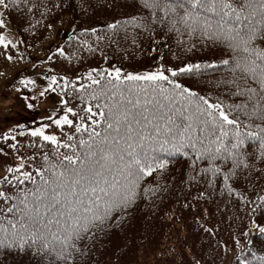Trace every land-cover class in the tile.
I'll list each match as a JSON object with an SVG mask.
<instances>
[{
  "label": "snow or ice",
  "instance_id": "1",
  "mask_svg": "<svg viewBox=\"0 0 264 264\" xmlns=\"http://www.w3.org/2000/svg\"><path fill=\"white\" fill-rule=\"evenodd\" d=\"M133 2L146 14L115 19L106 25L110 32L127 35L131 30L136 43L140 31L154 38L153 26L159 24L174 32L178 43H184L179 38L186 34L189 52L199 37L225 54L182 66H167L161 55L153 69L143 72L94 67L76 79L47 75L39 96L59 90L62 114L54 111L47 123L29 129L34 139L26 146L12 135L14 130L0 136L15 153V162H6L0 174V248L32 250L45 256L47 264H78L87 255L83 242L103 231L113 213L125 211L142 195H155L157 189L144 185L154 174L162 175L177 154L188 159L190 180H205L213 190L219 184L221 195H235L245 208L252 206L250 228L242 236H264V220L258 219L264 217V186L255 191L253 185L252 193L239 187L241 180L251 182L253 171L264 176V0ZM39 6L35 0H0L4 11L34 14ZM4 28L0 12V30ZM88 31L97 41L103 39L96 28ZM20 43L0 34V55L13 61L10 50ZM80 43L96 51L86 41ZM56 51L65 56L64 47ZM209 70L222 71L210 81L223 89L216 96L181 81ZM76 80L87 83L77 86ZM20 84L35 88L37 81L25 77ZM53 126L59 134L48 131ZM25 148L33 151L28 154ZM0 154L12 153L0 146ZM203 196L201 192L198 199ZM249 251L252 259L242 251L239 264H264V255Z\"/></svg>",
  "mask_w": 264,
  "mask_h": 264
},
{
  "label": "trees",
  "instance_id": "2",
  "mask_svg": "<svg viewBox=\"0 0 264 264\" xmlns=\"http://www.w3.org/2000/svg\"><path fill=\"white\" fill-rule=\"evenodd\" d=\"M35 2L40 6L34 14L27 13L26 9L24 12L17 9L7 11L19 31L22 47L26 51L44 37L49 24L61 19L66 13L86 24L65 35L60 45L65 49V56L61 57L56 50L49 54L53 57L49 60L50 69L58 76L76 79L94 67H119L124 72L149 70L159 63L161 55L167 66H182L188 62L219 60L225 54L224 49L213 46L211 42H202L199 37L191 41L196 47L189 52L187 48L190 42L186 34L179 38L184 43H178L177 35L159 24L153 26L156 29L154 38L140 31L136 34V43L132 42L131 30L127 35L124 31L113 34L106 27L108 23L140 12L146 14L133 0ZM57 4L60 7H55ZM93 27L103 37L100 41L90 31L85 32V29ZM153 39L162 43L157 45ZM80 41L91 44L96 51H89ZM10 51L14 55V49ZM9 62L0 55V72ZM221 74L222 71L209 70L205 75L183 77L181 81L201 94L211 93L216 96L223 89H217L210 81H215ZM76 83L79 86L87 81L76 80ZM48 130L57 134L60 131L55 126ZM21 131V128L15 129L12 135H16L20 143L26 146L34 138L28 131H24L25 136H19ZM0 146L15 157L13 150L2 139ZM23 150L28 154L33 151L27 148ZM169 159L167 170L162 175L154 174L144 185L157 189L155 195H142L125 211L113 213V218L104 226L103 231H98L92 241L83 242L87 247V255L80 258L78 264H220L226 247L237 249L229 264H239L242 251L251 260L249 249L257 256L264 255V236L258 233L252 235L249 237L251 244L248 243L249 238L242 236L243 232L249 231L252 206L245 208L235 195H221L219 184L213 190L205 180H190L192 173L189 161L183 155L177 154ZM253 185L255 191H259L264 186V176L253 171L251 182L241 180L239 187L252 193ZM201 192L204 196L198 199ZM252 198L255 199V196ZM258 219L264 220V217ZM205 229L212 231L210 233ZM236 239H240L239 245L235 243ZM0 264H47V259L34 254L32 250L21 252L15 248H0Z\"/></svg>",
  "mask_w": 264,
  "mask_h": 264
},
{
  "label": "rangeland",
  "instance_id": "3",
  "mask_svg": "<svg viewBox=\"0 0 264 264\" xmlns=\"http://www.w3.org/2000/svg\"><path fill=\"white\" fill-rule=\"evenodd\" d=\"M0 12H3L6 23V28L1 34L7 35L14 42L20 40L19 31L10 20L7 11L0 9ZM51 25L44 37L29 47V51L24 50L21 43L18 44L14 49L13 61H10L0 72V136L9 130L21 128L23 131H28L39 127L42 123H47L46 117L52 115L54 111L57 115L62 114L59 111L61 99L59 91H49L44 97L39 96V92L47 86L45 77L54 74L48 71L50 69L48 57L52 50H56L61 45L65 35L86 24L71 18L70 13H66ZM143 71L147 70L136 72ZM25 77L36 80L37 86L35 88L29 86L25 90L20 84V80ZM33 96L36 99H31ZM24 97L29 99L25 100ZM28 103H32L33 107H27ZM6 162L14 163V157L0 154V174H3ZM236 253L237 249L226 247L220 264H229Z\"/></svg>",
  "mask_w": 264,
  "mask_h": 264
}]
</instances>
